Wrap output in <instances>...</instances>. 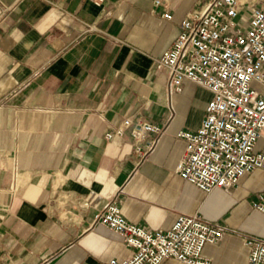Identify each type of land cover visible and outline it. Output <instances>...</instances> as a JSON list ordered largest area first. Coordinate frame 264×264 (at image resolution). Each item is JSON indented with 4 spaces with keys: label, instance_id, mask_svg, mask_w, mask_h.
<instances>
[{
    "label": "crops",
    "instance_id": "crops-1",
    "mask_svg": "<svg viewBox=\"0 0 264 264\" xmlns=\"http://www.w3.org/2000/svg\"><path fill=\"white\" fill-rule=\"evenodd\" d=\"M160 1L0 0V264L132 257L120 234L94 224L114 197L130 222L153 231L180 214L220 221L223 239L203 248L212 264H247L246 236L264 238V213L251 203L264 169L231 192H206L177 170L186 148L178 133L200 126L213 93L186 79L169 94L158 58L205 0ZM127 116L165 128L144 159L130 129L106 137Z\"/></svg>",
    "mask_w": 264,
    "mask_h": 264
},
{
    "label": "built area",
    "instance_id": "built-area-1",
    "mask_svg": "<svg viewBox=\"0 0 264 264\" xmlns=\"http://www.w3.org/2000/svg\"><path fill=\"white\" fill-rule=\"evenodd\" d=\"M160 3V0H157ZM164 17L172 18L170 12ZM89 31L97 27L88 24ZM179 33L158 58L168 69V92L183 88L186 79L210 89L200 126L180 131L186 148L177 166L179 174L210 192H231L239 181L256 169H264V151L256 149L264 137V0H205L180 21ZM130 129L141 159L155 148L165 128L132 116L106 133L108 139ZM252 205L264 213V190L254 193ZM94 224L120 234L135 248L132 257L113 258L109 264H161L174 257L188 264H212L203 255L207 243H218L226 227L201 213L180 214L165 230H149L130 222L117 198L97 213ZM247 264H264V238L247 235Z\"/></svg>",
    "mask_w": 264,
    "mask_h": 264
}]
</instances>
